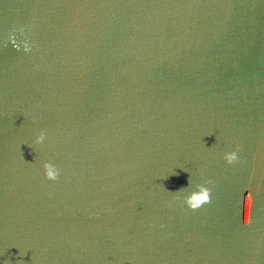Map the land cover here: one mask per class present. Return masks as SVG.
I'll list each match as a JSON object with an SVG mask.
<instances>
[{
  "label": "water",
  "instance_id": "1",
  "mask_svg": "<svg viewBox=\"0 0 264 264\" xmlns=\"http://www.w3.org/2000/svg\"><path fill=\"white\" fill-rule=\"evenodd\" d=\"M0 264H264V0H0Z\"/></svg>",
  "mask_w": 264,
  "mask_h": 264
},
{
  "label": "clouds",
  "instance_id": "2",
  "mask_svg": "<svg viewBox=\"0 0 264 264\" xmlns=\"http://www.w3.org/2000/svg\"><path fill=\"white\" fill-rule=\"evenodd\" d=\"M44 139H45L44 134L41 133L36 137V143H38V144L42 143L44 141ZM225 158H226V160L231 162V161L236 159V154H235V152L226 154ZM44 174H45V177L47 179L54 180L59 175V171L54 165L45 164L44 165ZM206 200H207V190L206 189H200V193L198 195H195V194L190 195L186 199V204L190 208H196L199 206L200 203H202Z\"/></svg>",
  "mask_w": 264,
  "mask_h": 264
}]
</instances>
